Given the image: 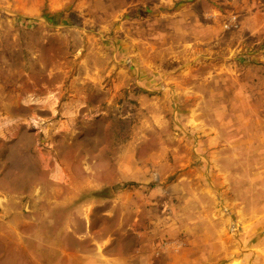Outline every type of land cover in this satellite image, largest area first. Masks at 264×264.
<instances>
[{"label": "rangeland", "instance_id": "rangeland-1", "mask_svg": "<svg viewBox=\"0 0 264 264\" xmlns=\"http://www.w3.org/2000/svg\"><path fill=\"white\" fill-rule=\"evenodd\" d=\"M135 232L264 264V0H0V264Z\"/></svg>", "mask_w": 264, "mask_h": 264}, {"label": "crops", "instance_id": "crops-1", "mask_svg": "<svg viewBox=\"0 0 264 264\" xmlns=\"http://www.w3.org/2000/svg\"><path fill=\"white\" fill-rule=\"evenodd\" d=\"M81 216L84 217L83 215ZM158 220L163 223V217H160ZM80 233L82 232L74 231L73 236L71 237L77 245H82V242L84 241V237H82L83 234ZM67 235L68 233H66L64 238H66ZM134 236L136 244L129 248V250L119 249L117 247L119 244L118 238L111 235L107 238L104 237L101 240L95 239L93 241L91 239V241L94 242V246H91L92 248L90 251L83 250V248H80L79 246L73 245V247H70V243H67L62 248L57 247L55 262L56 264H61L63 262L66 264H164L155 260L153 257L154 254L149 252L151 247L149 244L145 243L146 245L142 246L144 249L141 248V243L138 241V239L140 240L142 238L141 233L135 232ZM69 239L70 236L67 240ZM142 256L146 263L140 262V257Z\"/></svg>", "mask_w": 264, "mask_h": 264}, {"label": "built area", "instance_id": "built-area-1", "mask_svg": "<svg viewBox=\"0 0 264 264\" xmlns=\"http://www.w3.org/2000/svg\"><path fill=\"white\" fill-rule=\"evenodd\" d=\"M234 229V228H233Z\"/></svg>", "mask_w": 264, "mask_h": 264}]
</instances>
